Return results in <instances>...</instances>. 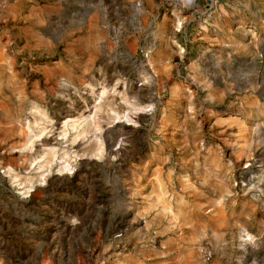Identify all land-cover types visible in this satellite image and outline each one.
Instances as JSON below:
<instances>
[{
  "label": "rangeland",
  "instance_id": "1",
  "mask_svg": "<svg viewBox=\"0 0 264 264\" xmlns=\"http://www.w3.org/2000/svg\"><path fill=\"white\" fill-rule=\"evenodd\" d=\"M0 264H264V0H0Z\"/></svg>",
  "mask_w": 264,
  "mask_h": 264
},
{
  "label": "bare ground",
  "instance_id": "2",
  "mask_svg": "<svg viewBox=\"0 0 264 264\" xmlns=\"http://www.w3.org/2000/svg\"><path fill=\"white\" fill-rule=\"evenodd\" d=\"M88 80V79H87ZM112 87V86H111ZM103 87H101L99 84L98 85H95V86H92V88H90L91 89V91H90V93L92 94V96H96L97 94H98V92L97 91H99V90H101ZM104 93V92H103ZM99 94H100V92H99ZM86 95V94H85ZM98 96V95H97ZM100 96V95H99ZM27 100V99H26ZM91 101V100H90ZM89 103V102H88ZM87 103V104H88ZM190 104V103H189ZM90 106V105H89ZM34 108V107H33ZM31 109V108H30ZM79 109V108H78ZM81 112V111H80ZM46 113V112H45ZM66 113V112H65ZM76 114V113H75ZM133 114V113H132ZM19 117V116H18ZM25 117V116H24ZM87 117H89V116H87ZM67 118V117H66ZM73 120V122H78L77 120H75V119H72ZM84 121H85V119H84ZM88 122V121H87ZM86 122V123H87ZM90 123V122H89ZM84 125V124H83ZM76 126V125H75ZM72 127V126H71ZM61 129V128H60ZM87 129V128H86ZM51 132V131H50ZM90 135V134H89ZM72 136V135H71ZM87 137V136H86ZM33 145V144H32ZM106 146V145H105ZM79 148V147H78ZM38 149V148H37ZM28 150V149H27ZM26 150V151H27ZM50 154V153H49ZM55 154V153H54ZM57 160V159H56ZM81 161V160H80ZM58 162V161H57ZM58 164V163H57ZM15 171V170H14ZM7 174V173H6ZM27 177V176H26ZM44 177V176H43ZM32 178H34V177H32ZM30 191V190H29Z\"/></svg>",
  "mask_w": 264,
  "mask_h": 264
}]
</instances>
